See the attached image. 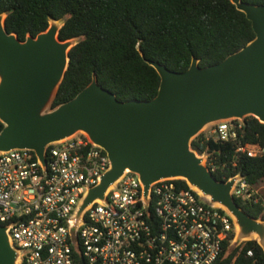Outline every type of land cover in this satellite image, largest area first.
<instances>
[{
    "label": "water",
    "instance_id": "1",
    "mask_svg": "<svg viewBox=\"0 0 264 264\" xmlns=\"http://www.w3.org/2000/svg\"><path fill=\"white\" fill-rule=\"evenodd\" d=\"M231 1L251 21L255 38L219 64L201 67L194 58L188 69L174 72L147 60L161 77L153 99L121 102L94 75L92 83L54 109L76 40H60L63 22L52 20L46 32L21 41L7 31L6 16L0 14V152L30 149L45 162L49 144L83 133L107 152L110 167L89 188L77 221L129 170L140 177L146 193L162 179L186 181L228 210L238 225V242L257 237L264 249V221L251 218L231 195L239 176L218 180L191 148L207 125L248 116L264 124V5ZM18 259L7 227L0 224V264Z\"/></svg>",
    "mask_w": 264,
    "mask_h": 264
},
{
    "label": "built area",
    "instance_id": "2",
    "mask_svg": "<svg viewBox=\"0 0 264 264\" xmlns=\"http://www.w3.org/2000/svg\"><path fill=\"white\" fill-rule=\"evenodd\" d=\"M242 123H214L208 137L236 143L248 156L264 154V147L241 145ZM44 159L30 149L0 152V224L19 252L17 264H214L225 242L246 241H237L227 209L182 179L156 181L146 193L129 170L77 221L89 188L110 167L107 152L77 133L49 144ZM206 167L216 171L209 160ZM236 176L233 198L257 202L256 188Z\"/></svg>",
    "mask_w": 264,
    "mask_h": 264
},
{
    "label": "trees",
    "instance_id": "3",
    "mask_svg": "<svg viewBox=\"0 0 264 264\" xmlns=\"http://www.w3.org/2000/svg\"><path fill=\"white\" fill-rule=\"evenodd\" d=\"M242 1L264 5V0ZM0 14L6 16L7 31L21 41L46 32L52 20L63 22L60 40H76L51 109L73 99L94 75L121 102L151 100L161 77L147 60L174 72L188 69L194 58L201 67L213 66L255 38L251 21L231 0H0ZM239 137L241 145L264 147V124L245 117ZM191 148L208 156L220 181L240 175L254 188L264 182V154L237 152L236 143L204 132ZM256 197L257 202L235 201L251 218L264 221V198ZM214 264H264V249L256 240L237 247L225 242Z\"/></svg>",
    "mask_w": 264,
    "mask_h": 264
},
{
    "label": "rangeland",
    "instance_id": "4",
    "mask_svg": "<svg viewBox=\"0 0 264 264\" xmlns=\"http://www.w3.org/2000/svg\"><path fill=\"white\" fill-rule=\"evenodd\" d=\"M243 121V120H240ZM213 125H207L202 132L206 133V134H210V131L212 130ZM200 157H204V164L206 165V163L208 162L209 158L206 154L203 155H199ZM257 194H259L262 198H264V182H262L261 184H259V186L256 188ZM248 239L250 240H256L258 241L257 237H249ZM247 241V240H246Z\"/></svg>",
    "mask_w": 264,
    "mask_h": 264
},
{
    "label": "bare ground",
    "instance_id": "5",
    "mask_svg": "<svg viewBox=\"0 0 264 264\" xmlns=\"http://www.w3.org/2000/svg\"><path fill=\"white\" fill-rule=\"evenodd\" d=\"M195 189V188H194Z\"/></svg>",
    "mask_w": 264,
    "mask_h": 264
}]
</instances>
